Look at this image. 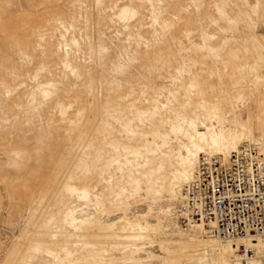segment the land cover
I'll return each instance as SVG.
<instances>
[{
  "label": "rangeland",
  "instance_id": "374dc122",
  "mask_svg": "<svg viewBox=\"0 0 264 264\" xmlns=\"http://www.w3.org/2000/svg\"><path fill=\"white\" fill-rule=\"evenodd\" d=\"M220 1L204 0L199 11L191 0H161L160 7L168 11L155 31L148 0H0V264H56L53 256L36 249L38 243L63 257L60 245L68 244L79 264H214L204 249L190 251L185 260L176 256L185 236L175 213L179 195L168 188L149 194L141 175L148 170L145 160L123 147L142 144L126 124L151 135L154 121L167 135L176 165L181 138L171 132L170 119L176 121L175 112L186 98L193 101L187 106L190 114L205 99L224 118L227 135L244 122L256 138H263L264 0H249L250 5L223 0L230 16L238 15L239 6L246 15L228 31L220 29L226 26L216 10ZM130 3L138 15L126 27L118 13ZM209 15L218 23L210 22ZM202 27L216 34L214 44L229 38L219 60L190 48L202 42ZM67 54L78 73L64 66ZM187 55L197 62L182 65L181 56ZM122 56L133 64L116 73L112 65L123 62ZM197 74L199 85L193 86ZM156 99L160 112L144 123L136 120L133 110L151 111ZM200 112L205 115L207 109ZM129 169L138 182L128 177ZM68 182L90 186L91 198L100 194L105 204L72 196L65 190ZM120 183L126 184L124 193ZM69 209L80 218L115 223L121 235L133 232L129 222L142 227L162 222L173 242L163 253L161 237L149 228L136 229L141 232L134 241L138 247L128 249L122 248L125 240H83L63 222ZM50 219L59 246L47 232L39 233ZM83 241L99 247H85ZM168 252L175 257L168 258Z\"/></svg>",
  "mask_w": 264,
  "mask_h": 264
},
{
  "label": "bare ground",
  "instance_id": "6f19581e",
  "mask_svg": "<svg viewBox=\"0 0 264 264\" xmlns=\"http://www.w3.org/2000/svg\"><path fill=\"white\" fill-rule=\"evenodd\" d=\"M151 4V14L152 21L155 27V31H157L156 26L161 25L160 16L164 13V11H168L167 8H162L159 5L161 0H148ZM197 10H201L204 6V0H191ZM243 5H250L249 0H241ZM161 4V3H160ZM216 10L217 14L220 16V19L223 20L226 26L220 27L222 31H228L235 29L238 25L239 20H245L246 15L242 10L241 6L238 7L239 13L237 16L232 17L228 14L225 4L222 1L216 2ZM255 12L258 11L259 4L252 7ZM138 15V10L134 6L133 3L123 4L118 13V17L124 21L126 27H129L130 21L136 18ZM210 22L217 24L218 19L216 17H212L209 15ZM211 23V24H212ZM164 26H162L163 28ZM164 31V30H163ZM102 34H105V31H101ZM191 32H188L190 35ZM216 34L209 32L206 28L202 27L201 32V40L200 43H193L190 47L196 54H201L203 56L211 55L215 57L216 60H219L222 50L225 48V44L228 41V37L223 39L220 44H214L213 40L215 39ZM74 43H77V40L73 39ZM66 47H69V43L67 40L64 41ZM184 50V49H182ZM180 49V54L181 51ZM189 50V49H188ZM187 50V51H188ZM231 53L228 52L227 60L231 61L233 59ZM182 55V54H181ZM123 62L120 64H113L112 69L116 73L123 72L126 68H129L133 64V60L130 57L125 58L122 56ZM181 64L186 65L189 62L195 63L197 62L193 57H184L181 56ZM64 66L68 69H71L74 73H78L77 67H75L69 57L68 54L64 60ZM178 71H182L181 68ZM198 84V74L195 75L194 81L192 85ZM32 95V94H31ZM175 97V96H174ZM205 98V97H204ZM191 98H186V100L180 103V109L175 112L176 121H171V132L176 138H181L180 149L176 157V165H174L171 153L174 152L172 148L167 146V135L160 132L157 128L158 125L156 123H151L155 130L152 131L151 135L147 132H140L138 128H133L131 123L126 124V128L130 132L133 137L139 136L142 138V144L140 142H136L134 145H125L123 149L126 153L131 154L135 157H142L146 165L148 167L147 172H142L141 175L145 179L147 184V192L149 194H157L160 191L159 188H168L171 193L174 195H179V202L177 203L176 215L177 219L179 218V206L184 198V187L185 184L191 180L193 177L200 158L202 155H219L223 161V163H230L232 155L235 151H237L242 144H254L260 146L264 149V134L263 138H256L251 128L246 127V123L237 122L234 129L229 132L228 135L226 133V127L224 126V118L219 115L218 112L209 107L207 101L203 99L200 102V105L192 108V114L188 112L187 106L192 104ZM62 108V115L66 114V109L64 105H60ZM165 107V105H163ZM207 113L204 115L200 111L206 110ZM142 110L140 108H136L133 110V115L136 120L144 123L145 118L150 116L154 118L157 115V112H160V105L156 100L153 102V108ZM192 115V116H191ZM248 120H252L250 116ZM257 124H262V119L260 117L256 118ZM152 136V140L150 137ZM159 139L162 140V144H160ZM163 146H166L168 149L164 151ZM118 161V159H115ZM119 159V163H120ZM120 168L123 169L121 166ZM128 177L135 182L140 180L139 177L135 174L132 169L127 170ZM73 177L70 176L69 181L73 180ZM113 184H110V187L113 188ZM118 189L120 192L124 193L126 191V184L120 183L118 185ZM65 190L71 194L72 196H77L80 199H84L86 201L96 200L97 205H104L105 200L100 196V194H94V199L91 198V190L90 186H78L72 182H68L65 186ZM171 208L167 211L170 213ZM52 219L48 220L46 224H44L39 233L47 232L49 237L52 239L54 245H58L56 241H53L56 237L57 227L51 225ZM63 222L65 225L71 227L76 236L82 237L83 240L86 238H115L120 241H123V249H128L127 247H138V243L134 242L141 238V232H135L136 229H141V231L145 228L151 229L157 235L161 237L160 241V249L161 251H168V246L173 242V239H170L167 235L165 236V232L162 229V222H158L157 224H151L147 222L146 227H142L140 222H129L130 228L133 229V232L130 234L128 231H125L124 234H120V232L115 231V223L105 225L101 220H97L95 216L91 217H78L75 214L73 209H69L64 213ZM178 225L181 226L179 219L177 220ZM122 228V227H121ZM148 229V230H149ZM180 229V228H179ZM124 230V229H123ZM184 234L182 243L179 245L180 249L183 250L180 254L176 255L182 260L190 258V251L198 252L202 249L204 256H211L214 264H264V238L263 237H239L235 239H225L217 234L210 233L205 227L202 225H195L189 228H182ZM162 233L164 234L162 236ZM140 236V237H138ZM226 241H231V243H227ZM83 246L91 247L94 250L98 249V244L96 242L91 241H83ZM245 245V247H251L253 250L252 254L243 256L240 252V246ZM37 250L46 253L49 256H53L56 260V264H60L62 262L67 261L69 264H79V260L74 257L72 250L69 245L64 243L60 245L62 250H64L65 257L60 255L59 253H55L49 247H45L43 244H35L34 245ZM60 248V249H61ZM166 254V253H165ZM201 254V253H198ZM168 258L175 257L171 253L168 252ZM217 256V258H216ZM163 264H172V261H164Z\"/></svg>",
  "mask_w": 264,
  "mask_h": 264
},
{
  "label": "built area",
  "instance_id": "2783aa9c",
  "mask_svg": "<svg viewBox=\"0 0 264 264\" xmlns=\"http://www.w3.org/2000/svg\"><path fill=\"white\" fill-rule=\"evenodd\" d=\"M183 196L182 227L202 225L225 239L264 238V149L242 144L228 164L219 155H202ZM240 252L253 250L241 245Z\"/></svg>",
  "mask_w": 264,
  "mask_h": 264
}]
</instances>
